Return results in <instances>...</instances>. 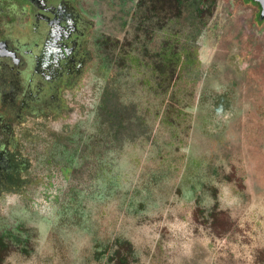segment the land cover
I'll return each instance as SVG.
<instances>
[{
    "label": "flooded vegetation",
    "instance_id": "flooded-vegetation-1",
    "mask_svg": "<svg viewBox=\"0 0 264 264\" xmlns=\"http://www.w3.org/2000/svg\"><path fill=\"white\" fill-rule=\"evenodd\" d=\"M263 73L264 0H0V263L30 256L62 204L115 177L116 147L147 139L160 113L130 96L131 81L162 99L169 132L197 130L206 147L242 116L241 82ZM185 199L218 224L216 201Z\"/></svg>",
    "mask_w": 264,
    "mask_h": 264
},
{
    "label": "rangeland",
    "instance_id": "rangeland-1",
    "mask_svg": "<svg viewBox=\"0 0 264 264\" xmlns=\"http://www.w3.org/2000/svg\"><path fill=\"white\" fill-rule=\"evenodd\" d=\"M209 39L204 58L216 48L215 37ZM131 83L130 96L146 100L153 115L160 113L155 125L148 123L147 139L122 153L117 146L115 177L101 184L93 180L89 193H78L46 218L40 241L29 243L30 256L6 253L0 264H123L127 248L118 241L130 245L126 264H264V73L254 87L241 82L244 112L225 138L236 143L219 140L221 145L206 147L198 145L204 139L197 130L169 132L162 99L151 102V88ZM170 133L179 145L167 146ZM196 158L201 165L191 169ZM192 191L201 195L202 207L218 203V224L209 214L196 216L185 199Z\"/></svg>",
    "mask_w": 264,
    "mask_h": 264
},
{
    "label": "trees",
    "instance_id": "trees-1",
    "mask_svg": "<svg viewBox=\"0 0 264 264\" xmlns=\"http://www.w3.org/2000/svg\"><path fill=\"white\" fill-rule=\"evenodd\" d=\"M170 106H171L172 108H174V107H178V106H177L176 104H174V103L171 104ZM180 107H181V106H180ZM118 112H119V109H118V107H117V111H115L116 115H115V117H114V120H115L116 122H118V121H121V122H122V120L120 119V116L117 115ZM176 113H177V112L175 111V114H176ZM175 114H174V115H175ZM174 127H175V125H174ZM117 130H118V129H117ZM118 131H119V130H118ZM105 137H106V136H105ZM105 144H106V141H105ZM122 245H123V247H124V245H127V243L124 242V244H122ZM128 246H129V245H127L126 248H128ZM3 249H6V247H4ZM125 251H127V249H126ZM126 254H128V253H126ZM116 257H119V254H116L115 258H116ZM127 257H128L127 255H125L124 258L121 257V258H120L121 263L126 264V261H127L126 258H127ZM125 260H126V261H125Z\"/></svg>",
    "mask_w": 264,
    "mask_h": 264
}]
</instances>
